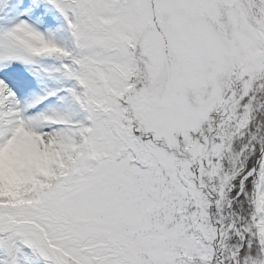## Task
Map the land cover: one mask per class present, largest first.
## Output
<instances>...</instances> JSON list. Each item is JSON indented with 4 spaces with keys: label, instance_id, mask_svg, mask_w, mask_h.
Instances as JSON below:
<instances>
[{
    "label": "snow or ice",
    "instance_id": "1",
    "mask_svg": "<svg viewBox=\"0 0 264 264\" xmlns=\"http://www.w3.org/2000/svg\"><path fill=\"white\" fill-rule=\"evenodd\" d=\"M0 264H264V0H0Z\"/></svg>",
    "mask_w": 264,
    "mask_h": 264
}]
</instances>
